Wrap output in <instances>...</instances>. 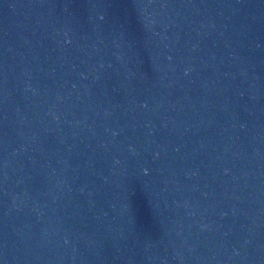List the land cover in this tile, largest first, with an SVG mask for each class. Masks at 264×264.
I'll return each mask as SVG.
<instances>
[{
    "label": "water",
    "instance_id": "obj_1",
    "mask_svg": "<svg viewBox=\"0 0 264 264\" xmlns=\"http://www.w3.org/2000/svg\"><path fill=\"white\" fill-rule=\"evenodd\" d=\"M0 264H264V0H0Z\"/></svg>",
    "mask_w": 264,
    "mask_h": 264
}]
</instances>
